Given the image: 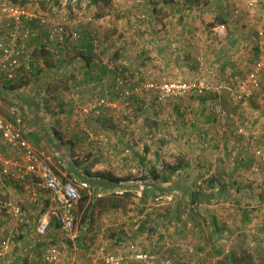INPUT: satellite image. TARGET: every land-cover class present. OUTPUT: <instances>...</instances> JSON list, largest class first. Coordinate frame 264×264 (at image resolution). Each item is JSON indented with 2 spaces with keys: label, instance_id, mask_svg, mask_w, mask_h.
Wrapping results in <instances>:
<instances>
[{
  "label": "rangeland",
  "instance_id": "374dc122",
  "mask_svg": "<svg viewBox=\"0 0 264 264\" xmlns=\"http://www.w3.org/2000/svg\"><path fill=\"white\" fill-rule=\"evenodd\" d=\"M192 1L164 0L165 6L156 11L144 3L155 19L144 23L150 42L143 47L151 49L147 59L168 47L162 39L171 44L165 78L160 69V74H147V82L196 80L212 89L222 85L219 101L226 117L213 113L211 91L203 97L174 96L162 103L148 92L150 117L141 123L144 130L154 132L151 141L166 147L158 163L168 180L153 179L154 172L146 178L134 169L131 182L120 185L128 190L123 195H99L89 182L90 193L82 192L87 198L78 204L70 231H63L50 217L45 234L39 235L35 226L43 208L28 215L34 224L23 226L9 211L12 207H3L2 189L6 194L20 193L37 185L30 183L27 188L26 182L14 185L4 179L0 255L4 252L7 258L3 264H45L42 259L51 248L58 254L56 264H103L102 256L111 255L116 243L124 241L144 245L142 252L131 246L132 256L153 257L138 264H264V0ZM23 6L38 15L53 7L67 25H73L68 22L80 7L77 0H27ZM133 9L143 10L140 5ZM103 45L99 41L96 53L104 51ZM177 63L181 68L174 67ZM199 110L203 114L198 125L208 131L204 137L193 126ZM160 125L165 133H158ZM181 126L185 132L179 130ZM115 208L132 214L131 224L99 229L100 219L110 220ZM138 221L142 227L135 226Z\"/></svg>",
  "mask_w": 264,
  "mask_h": 264
},
{
  "label": "crops",
  "instance_id": "0c3cea01",
  "mask_svg": "<svg viewBox=\"0 0 264 264\" xmlns=\"http://www.w3.org/2000/svg\"><path fill=\"white\" fill-rule=\"evenodd\" d=\"M77 1L80 7L75 11L76 18L73 16L68 22L73 24L68 27L79 35L76 39H67L61 46L56 43L46 46L43 38H37L32 44L36 50H32L34 63L30 71L14 81L0 77V115L21 131L35 153L59 178L63 181L90 182L99 195L126 193L128 190L121 187L131 182L129 174L134 169L146 178L154 172L153 179L168 180L165 169L158 163L166 147L162 142L151 141L147 135L152 133L153 137L154 132L144 130L141 123L150 117V93H135L126 104L119 92L114 90L118 71L125 72L127 79L139 83L147 82V74L151 72L156 74L159 71L160 74V69L161 78H165L168 68L166 52L171 44L161 38L168 47L156 51L159 57L147 59L151 49L143 47L149 41L144 23L155 19L143 6L150 3L151 10L156 11L166 3L164 0ZM138 5L143 10L133 9ZM94 37L104 44L101 53H96L97 49L91 42ZM175 38L179 39V36ZM178 48L174 50L177 58ZM174 65L181 68V63ZM200 100L205 101L204 98ZM202 114V110L195 113L196 124L193 126L204 137L207 127L200 128L198 125ZM159 127L158 133L166 132L162 130L163 126ZM183 129L181 126L179 130L182 132ZM178 145L181 147L183 144ZM0 155L11 163L19 160V153L6 145ZM143 179L137 182L141 183ZM25 182L27 188L30 183H35L37 188L20 193L8 191V194L2 189L5 200L0 199L4 208L19 207L25 215L23 226L28 224L30 227L34 224L29 221L31 213L43 208L41 216H46L51 201L49 193L41 188L35 177L28 176ZM139 187L143 188L142 184ZM111 215L108 221L100 219L99 229L106 228L108 224L113 228L131 224L128 217L132 218V214L125 215L120 208H115ZM140 223L138 221L135 226ZM131 246L136 247V252H142L139 249L144 247L131 241L117 242L111 255L121 256L123 262L129 260L131 264H138L132 258ZM3 254L0 255V264L7 258ZM30 262L33 264V261Z\"/></svg>",
  "mask_w": 264,
  "mask_h": 264
},
{
  "label": "built area",
  "instance_id": "2783aa9c",
  "mask_svg": "<svg viewBox=\"0 0 264 264\" xmlns=\"http://www.w3.org/2000/svg\"><path fill=\"white\" fill-rule=\"evenodd\" d=\"M221 30L222 27L216 29L219 33ZM78 36L53 7L38 15L31 13L23 5L12 0H0V77L6 81H14L30 71L34 63L32 50H36L32 44L37 38H43V44L46 46L51 43L61 46L67 39H76ZM91 42L95 47L99 45V41L95 38H92ZM250 78L251 82L257 85L256 77L253 74L250 75ZM114 87L119 91L120 98L126 104L133 94L142 91L152 92L157 103H162L174 96L203 97L211 91L215 97L212 103L213 113L217 118H225L227 115L219 101L222 85L212 89L209 83L196 80L139 83L118 74ZM151 136L148 135L149 138ZM4 145L17 151L19 160L17 163H11L0 155V187L4 179L23 183L28 176L35 177L41 188L49 193L51 201L48 214L37 220V233L45 234L50 217L63 231H70L76 221V210L82 199V192L89 193L90 184L84 180L63 181L59 178L50 166L35 153L24 139L21 131L0 115V151ZM11 212L18 222L24 223L25 215L19 207H12ZM2 244L5 245L6 241L3 240ZM132 258L142 262L151 260L153 257L145 253H137L133 254ZM42 260L45 264H56L58 262L56 250L51 248ZM102 263L122 264L123 258L105 255L102 258Z\"/></svg>",
  "mask_w": 264,
  "mask_h": 264
},
{
  "label": "trees",
  "instance_id": "16d2710c",
  "mask_svg": "<svg viewBox=\"0 0 264 264\" xmlns=\"http://www.w3.org/2000/svg\"><path fill=\"white\" fill-rule=\"evenodd\" d=\"M12 1L15 2V3H18V4H20V5H23L27 0H20V1H18V0H12ZM192 2H195V0L192 1ZM222 24H223V23H222ZM86 198H87V197H83V196H82V199H81L80 202H82L83 200H86Z\"/></svg>",
  "mask_w": 264,
  "mask_h": 264
}]
</instances>
